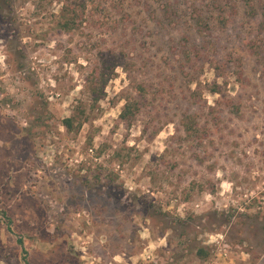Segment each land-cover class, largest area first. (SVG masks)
Segmentation results:
<instances>
[{"label": "rangeland", "instance_id": "1", "mask_svg": "<svg viewBox=\"0 0 264 264\" xmlns=\"http://www.w3.org/2000/svg\"><path fill=\"white\" fill-rule=\"evenodd\" d=\"M0 264H264V0H0Z\"/></svg>", "mask_w": 264, "mask_h": 264}, {"label": "trees", "instance_id": "2", "mask_svg": "<svg viewBox=\"0 0 264 264\" xmlns=\"http://www.w3.org/2000/svg\"><path fill=\"white\" fill-rule=\"evenodd\" d=\"M63 122L66 127L69 128L71 126V118H65Z\"/></svg>", "mask_w": 264, "mask_h": 264}]
</instances>
